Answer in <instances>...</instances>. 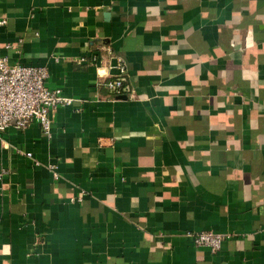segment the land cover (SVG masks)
<instances>
[{"label": "crops", "instance_id": "1", "mask_svg": "<svg viewBox=\"0 0 264 264\" xmlns=\"http://www.w3.org/2000/svg\"><path fill=\"white\" fill-rule=\"evenodd\" d=\"M1 20L0 56L73 101L49 134H0V264H264V0H0ZM118 58L132 96L104 85Z\"/></svg>", "mask_w": 264, "mask_h": 264}, {"label": "built area", "instance_id": "2", "mask_svg": "<svg viewBox=\"0 0 264 264\" xmlns=\"http://www.w3.org/2000/svg\"><path fill=\"white\" fill-rule=\"evenodd\" d=\"M1 20L0 24H4ZM125 63L118 58L117 74L104 82L110 96L129 94L126 84ZM48 70L45 67L10 64L0 56V134L9 126L24 129L31 122L39 124L44 134H49L50 114L58 106L69 105L73 98L64 95L59 88H48L45 81ZM1 178V174H0ZM228 238L213 231H200L192 235V243L198 247H208L212 251L220 248Z\"/></svg>", "mask_w": 264, "mask_h": 264}]
</instances>
